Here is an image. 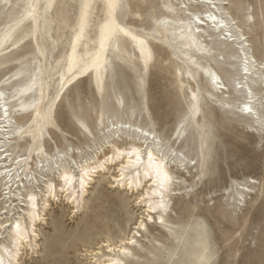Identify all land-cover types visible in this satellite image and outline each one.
<instances>
[{"label":"bare ground","instance_id":"6f19581e","mask_svg":"<svg viewBox=\"0 0 264 264\" xmlns=\"http://www.w3.org/2000/svg\"><path fill=\"white\" fill-rule=\"evenodd\" d=\"M161 3L163 13L151 14L150 27L140 24V30L137 24L120 18L127 13L130 0H0V14L7 9V20L0 28V66L21 59L13 75L0 79V200L4 202L0 207V264H24L27 250L39 252L42 231L38 221L47 223L52 198L66 201L72 212L82 211L99 178L106 175L110 187L131 195L141 211L135 221L126 213L117 240L106 234L95 248H86L87 253L81 254L89 255L88 264H127L126 257L143 236L141 231H150L157 224L169 228L173 195L181 189L176 184L187 180L182 170L191 172L197 167V175L202 177L208 168L214 134L210 123H201L196 117L206 95L230 112L250 118L258 130L263 128L264 95L257 90L264 89V62L253 53L243 28V24L255 22L253 13H245L240 23L227 11V0ZM132 15L135 18L142 13L133 11ZM157 45L167 46L181 61L176 72L180 89L185 88V79L189 85V115L174 132V143L173 137H163L153 126L151 116L144 115L152 125L147 126L119 118L105 123L102 113L99 121L105 140L97 146L99 152L90 155L87 150L76 151L74 145L56 152L47 149L51 131H59L67 139L57 121V99L65 86L89 76L97 90L104 91L114 59L131 66L136 85L145 91ZM30 48L36 49V55L22 60ZM219 52L226 53L229 65L239 64L241 79L232 89L211 62ZM201 78L207 87L195 88L192 83L198 84ZM50 81L56 83L52 88ZM238 94H244V99L236 105ZM123 106L120 98L118 108ZM80 123L93 134L84 120ZM192 125L200 155L195 163L180 145L176 147ZM23 143L28 151L19 154L16 150ZM32 162L35 169L30 168ZM253 182L250 178L237 185L236 200L246 203ZM205 223L198 221L187 238L195 264H206L210 259Z\"/></svg>","mask_w":264,"mask_h":264},{"label":"rangeland","instance_id":"374dc122","mask_svg":"<svg viewBox=\"0 0 264 264\" xmlns=\"http://www.w3.org/2000/svg\"><path fill=\"white\" fill-rule=\"evenodd\" d=\"M227 1V11L240 23L245 13H253L255 22L243 24V28L247 31L253 53L264 62V0ZM127 8V13L120 18L137 24L140 30V24L150 27L153 22L151 14L160 16L163 13L161 0H130ZM133 11H140L142 16L133 18ZM6 20L5 8L0 14V28ZM68 33L69 29L66 35ZM35 55L36 49L30 48L22 60ZM224 58H227L226 53L219 52L211 62L226 86L232 89L241 79L239 64L229 65ZM178 64L181 61L172 55L170 48L155 46L145 91L136 85L137 76L131 66L114 59V68L106 79L104 91L99 92L89 76L77 78L64 87L57 99V121L67 139L53 130L46 138L47 149L56 152L74 145L76 151L87 150L90 155L99 152L97 146L105 140L99 121L102 113L105 123L119 118L147 126H152L146 120L151 116L153 126L163 137L174 138V132L189 115V85L185 79V88L180 89L176 76ZM20 65L21 59L1 65L0 79L13 75ZM59 78L63 85L61 75ZM50 82L52 88L53 81ZM192 84L195 88L197 85L207 87L202 78L198 84ZM257 91L264 95V89ZM120 98H123L124 106L118 108ZM206 98L196 117L201 123H210L214 134L208 168L202 177L197 175V167L191 172L182 170L183 178L187 180L176 184L181 189L180 193L173 195L169 228L157 224L150 227V231H141L143 236L138 237L139 242L133 245L132 253L126 257L127 264H195L193 248L187 238L191 228L201 220L206 222L209 231L207 253L210 259L206 264H264V124L262 130H258L250 118L223 108L217 99L208 95ZM243 99L244 94H238L236 105ZM80 120L88 124L93 134L87 132ZM184 136L182 143L176 142V147L180 145L195 163L200 155L198 135L193 125L188 127ZM173 138L172 143L176 141ZM16 151L26 153L28 145L23 143ZM32 157L37 155L33 153ZM35 165L32 162L30 168L35 169ZM250 178L255 181L252 183L253 191L246 193L247 201L243 204V201L236 200L235 190L237 185L247 183ZM99 179L97 189L88 195L82 211L72 212L66 201L51 199L47 223L41 219L38 221L42 231L39 252L27 250L29 253L24 257V264H88L89 255L81 254L87 253L84 249L95 248V243L106 234L117 240L116 236L122 234L127 212L131 214V221L137 219L141 209L134 204L133 197L122 194L123 190L118 187H110L108 175ZM40 205L44 206L42 199ZM3 206L4 202L0 200V207ZM17 210L18 207L14 211Z\"/></svg>","mask_w":264,"mask_h":264}]
</instances>
